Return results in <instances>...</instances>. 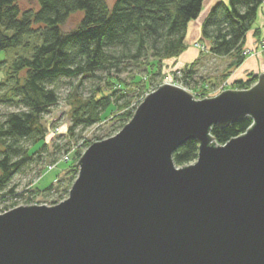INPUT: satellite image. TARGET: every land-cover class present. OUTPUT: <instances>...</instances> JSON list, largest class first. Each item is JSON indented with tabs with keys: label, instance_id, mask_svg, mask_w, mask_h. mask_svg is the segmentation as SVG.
I'll use <instances>...</instances> for the list:
<instances>
[{
	"label": "water",
	"instance_id": "95a60500",
	"mask_svg": "<svg viewBox=\"0 0 264 264\" xmlns=\"http://www.w3.org/2000/svg\"><path fill=\"white\" fill-rule=\"evenodd\" d=\"M246 117V134L209 143ZM193 139L197 160L176 167ZM76 165L64 201L0 214V264H264V74L201 101L164 84Z\"/></svg>",
	"mask_w": 264,
	"mask_h": 264
},
{
	"label": "trees",
	"instance_id": "16d2710c",
	"mask_svg": "<svg viewBox=\"0 0 264 264\" xmlns=\"http://www.w3.org/2000/svg\"><path fill=\"white\" fill-rule=\"evenodd\" d=\"M21 1L0 0V53L21 50L0 80V214L8 210L7 204L15 201L11 204L14 206L22 194L29 193L25 189L20 195V182L14 181L27 167L66 162L67 174H76L75 155L80 159L83 154L70 150V140H83L82 134L99 125L111 108L122 113L106 130L105 139L131 120L140 100L133 103L132 96L122 92V86L119 90L110 88L105 94L98 84H121L110 80L115 78L112 74L119 76L130 65L143 63L149 73L147 89L155 90L152 80L160 76L165 61L178 58L186 49L188 25L198 19L204 3L114 0L109 7L107 0H36V8L23 9ZM262 4L264 0L221 1L210 8L202 22L201 36L209 42L210 53L221 58L233 56L229 70L245 60L242 52L246 34ZM78 12L83 13L78 25L63 32L61 26ZM3 65L0 62V72ZM194 68L192 63L172 68L171 73L178 69L191 81ZM256 81L257 76H252L236 80L231 86L246 90ZM61 100L71 110L68 143L55 145L50 154L47 130L41 120ZM252 124V119L246 117L224 126L213 125L209 132L222 145L242 135ZM198 151L199 143L189 140L173 152L172 162L178 168L188 166L197 159ZM62 186L67 189L70 184L63 179L56 186L50 184L43 193L48 198Z\"/></svg>",
	"mask_w": 264,
	"mask_h": 264
},
{
	"label": "rangeland",
	"instance_id": "374dc122",
	"mask_svg": "<svg viewBox=\"0 0 264 264\" xmlns=\"http://www.w3.org/2000/svg\"><path fill=\"white\" fill-rule=\"evenodd\" d=\"M107 3L109 7H112L114 0H107ZM20 6L23 9L36 8L37 7L36 0H22L20 2ZM209 10H210L209 3L204 2L202 5L201 12L205 13ZM261 10H263L264 12V7H262ZM82 17H83V13L81 12L73 14L69 18V20L63 26H61L62 31L69 32L70 30L75 28L78 25L79 21L82 19ZM197 20L199 21V19ZM198 21L196 23H198ZM260 21H261L260 17H257L254 22V25H260ZM194 22L195 21H193L190 25L189 40H191L192 42L193 41L201 42V40L198 41L199 39H196L195 37L196 30H195V27L192 26ZM252 28L247 33L249 34V37L252 39V42H253L252 44L255 46V44L258 43V40H257L258 37H262L259 40V44L261 41L264 40V27H263V35L261 32V28L256 29V31L259 32L258 35H255V33H253ZM188 46L189 45L186 44L187 48L185 49L184 53H186L187 49H189ZM256 49L257 48H255V50ZM258 52L259 53L257 54L251 53L250 56L244 55V57L247 58V59L245 58L246 60H252L253 63H255L256 69L251 70L253 69L251 68L245 71L244 70L245 67H244L242 68V71H241V73L242 72L244 73V75L242 76L243 80H245L246 78H250L252 76H257V81L250 88L246 90H238V91L250 90L252 87H254L258 83L259 75L264 74V71H263L264 69L263 68L264 67V49ZM19 53H21V50L19 49H12V50L0 53V62L4 63L3 68L0 72V80L6 77L11 61L13 60L15 55ZM248 58H252V59H248ZM232 61H233V56L231 59H229L225 57L224 58L211 57L209 55H206V53H203L201 57H198L196 61H194V67L196 68V71H194V74L198 75L197 77L200 78L199 85H201L204 81L211 79L213 80V83L210 85L209 89H212V88L218 89L221 87L220 85H222L223 82H224V85H226L227 87L229 84L226 81L231 76V74L234 72L231 69L229 70V67ZM262 61H263V64H261ZM177 63L178 62L174 63L173 66H175ZM173 66L167 65V63L164 62L163 69L161 68L162 70H161L160 76H156V78L152 80L153 87L156 85L162 84V83H166L169 80H171L170 74L172 71L171 67ZM237 70H239V68H237ZM148 74L149 73H147V68L145 67L143 63L141 65L139 64L135 66L130 65L125 73L120 74L119 76L112 74L113 76H115L116 79L113 77L110 80L113 83L120 81L122 85L117 83L115 85H111L110 87H108L107 85H104L105 84V81H104V82L99 83L98 86L104 88L105 94L109 93L110 88L119 90L120 87L122 86L123 87L122 92L129 94L130 97L132 96L133 103H136L137 100H140V102L141 101L143 102L145 98L144 96L151 91L150 90L151 87L147 89L149 85H147L145 82L147 78L145 76H147ZM232 83L233 82H231L230 85ZM191 85L192 83L189 86ZM231 87H227V90L233 91V88ZM223 90L225 91V88ZM223 90H221V92ZM215 92L214 91L210 92L211 95L209 97H214L219 94L218 93L214 95ZM70 112H71L70 107L63 100H61L58 106L52 108L51 112L45 115L43 119L41 120V124L47 130L46 143H48L50 154L51 152L55 150V145H63V144L68 143L66 135H67L68 127L70 126V123H71ZM120 113H122V111L117 113L115 108H111L110 110H108L103 115L104 119L99 125L87 130L86 132L82 134L83 140L77 141V142H73L72 140H70V147H71L70 150L73 152H77V153L79 152L82 155L89 148V146H91V145L87 146L88 144H91L93 142H99L98 140H104L107 135L105 133L106 130L109 131L111 129V126L114 124V121L116 120L117 116ZM86 143L88 144L86 145ZM73 156H74V153H73ZM79 160L80 159L75 155V169H77V172L76 174H74V172L73 173L69 172L70 173L69 175L67 174L69 171V169L67 168L69 166V163H66V162H60L58 163L57 166L46 164L44 166L31 165V167H27L23 173L16 175L14 181L20 182V187L17 191L19 192L20 195L21 193L25 191V189H27L29 193H27L26 195L22 194L23 196L20 199L16 200V204L14 206H11V204H13L15 201L7 204L9 207L8 209H11L13 207L17 208L20 206L25 207V206H33V205H38V206L44 205L47 207H51L67 199L69 195V191L78 176L77 173L79 172V165H76V164L79 162ZM38 172L40 175H38ZM74 176H75V180L72 179L74 178ZM63 179L65 182H67V185L70 184V186L67 189H65L62 186L57 193L47 198L44 195L43 191L50 184L56 186L58 182ZM30 181H32V184L28 187L27 184Z\"/></svg>",
	"mask_w": 264,
	"mask_h": 264
},
{
	"label": "bare ground",
	"instance_id": "6f19581e",
	"mask_svg": "<svg viewBox=\"0 0 264 264\" xmlns=\"http://www.w3.org/2000/svg\"><path fill=\"white\" fill-rule=\"evenodd\" d=\"M222 0H204L203 2H208L209 3V6H210V8H212V6H214L216 3H218V2H221ZM222 3H227V1L226 2H223L222 1ZM262 7H264V4H262L261 5V7L259 8V10H258V12H257V15H256V18L257 17H260V16H262V14H264L263 13V10H261V8ZM208 13H209V11L208 12H206V13H200V15L202 16V17H204L203 19H202V22L205 20V18H207V16H208ZM200 15H199V17H200ZM198 20L196 19L195 20V22L193 23V25L192 26H194V24L196 25ZM193 22V21H192ZM192 22H190V24L192 23ZM199 22V21H198ZM200 34H201V32H200ZM187 39H185V43L186 44H188L189 46V49H193V50H197L198 52H199V57H201V55H203V53H206V55H209V56H211V57H215L214 55H212L211 53H210V51H209V42L208 41H206V40H203V38H202V36H200V39L198 40V41H200L201 40V42H195V41H193V42H187L186 41ZM187 48V47H186ZM259 49V48H258ZM263 49H259L258 51H262ZM258 51H256V54L257 53H259ZM233 69H236V67H233L231 70H233ZM194 71H196V69L194 68L193 69ZM198 75H196V74H194V75H191V81H190V79H186V77L187 76H185L180 70H175L173 73H171L170 74V79L171 80H169L168 82H166V83H162V84H159V85H156V86H154V87H156L155 88V90H151L148 94H150V93H152V92H154V91H156V89H158L160 86H162V85H164V84H168V85H172V86H175V87H177V88H180V89H182L183 91H185V92H187L189 95H191L192 96V98H193V100L194 101H201V100H203V99H209V98H213V97H209L211 94H210V92H215V90L217 89V88H212V89H209V87H210V85L213 83V80H207V81H204L201 85H199V80H200V78L199 77H197ZM146 77V76H145ZM211 82V83H210ZM227 82V81H226ZM192 83V85L191 86H189L190 84ZM197 85H199V86H197ZM214 85H215V83H214ZM194 86V87H193ZM221 87L220 88H218L217 90H216V92H215V94L214 95H216V94H220V93H222L224 90V88H225V91L227 90V87H231V85H230V83H229V85L226 87V85H224V82H223V84L222 85H220ZM213 87H215V86H213ZM231 88H233V87H231ZM221 90H223L222 92H221ZM233 91H238V89H235V88H233ZM148 94H146L144 97H146ZM218 94V95H219ZM218 95H216V96H218ZM216 96H214V97H216ZM145 99V98H144ZM144 101V100H143ZM142 102H139V105L141 104ZM138 105V106H139ZM138 106L136 107V109L138 108ZM136 111V110H135ZM250 127H252V125L250 126ZM249 127V128H250ZM248 128V129H249ZM247 129V130H248ZM247 130H246V132H244L243 134H246L247 133ZM242 134V135H243ZM208 135L211 137V138H213L212 136H211V134H210V132H208ZM198 142V141H197ZM212 142H214L215 144L213 145V147H217V146H224L225 144H222V145H220V144H218L217 143V141L216 140H214V139H211V140H209V143H212ZM199 143V142H198ZM197 160V159H196ZM195 160V161H196ZM194 161V162H195ZM193 162V163H194ZM193 163H191V164H193ZM191 164H189V165H191Z\"/></svg>",
	"mask_w": 264,
	"mask_h": 264
},
{
	"label": "crops",
	"instance_id": "0c3cea01",
	"mask_svg": "<svg viewBox=\"0 0 264 264\" xmlns=\"http://www.w3.org/2000/svg\"><path fill=\"white\" fill-rule=\"evenodd\" d=\"M223 2H226V1H228V0H222ZM208 12V11H207ZM206 13V12H205ZM264 13V12H263ZM204 17H202V16H200V17H198V19H199V22L195 25V26H193V27H195V37H196V39H200V36H201V34H200V32H201V25H202V19H203ZM260 19H261V21H260V25H253V33L256 31V29L257 28H261V32H262V35H263V27H264V14H262V16H260ZM190 23H189V25H188V32H187V37H186V39H187V41L188 42H192L191 40H189V35H190ZM262 37H258L257 38V40H258V43H256L255 44V46L252 44L253 42H252V39L249 37V34L247 33V35H246V42L244 43V46H243V50H247V49H249V50H252V49H255V48H257L258 47V44H259V40L261 39ZM188 45V44H187ZM189 49H187V51H186V53H184V51H183V53L178 57V58H176V59H171V60H167V61H165V63H167V65H171V66H173V64L174 63H176V62H178L175 66H173V67H171V68H178V69H181V68H183L184 66H186V65H190V64H192V63H194V61H196V59L199 57V52L197 51V50H193V49H190L189 51H188ZM229 59H231L232 57H228ZM247 59V58H246ZM245 59V60H246ZM248 59H252V58H248ZM263 59V58H262ZM261 64H263V61L261 62ZM245 67V71H247V70H249V69H251V68H253V69H251V70H254V69H256V67H255V63H253V61L252 60H246V61H243V63L240 65V66H238L237 68H239V70H237V68L236 69H233V73L231 74V76L227 79V83L229 84V83H231V82H234V81H236V80H243V78H242V76L244 75V73L242 72L241 73V71H242V68H244ZM264 68V67H263ZM196 69V68H195ZM237 70V71H236ZM263 71H264V69H263ZM211 80V79H210Z\"/></svg>",
	"mask_w": 264,
	"mask_h": 264
},
{
	"label": "built area",
	"instance_id": "2783aa9c",
	"mask_svg": "<svg viewBox=\"0 0 264 264\" xmlns=\"http://www.w3.org/2000/svg\"><path fill=\"white\" fill-rule=\"evenodd\" d=\"M260 45V46H259ZM258 45V47H257V49L256 50H258V48H260V49H264V40L263 41H261L260 42V44ZM255 49L254 50H244L243 51V55H249L250 56V54L251 53H256L255 51H256ZM142 102V101H141ZM68 159V157H66V158H64V160L66 161ZM12 209V208H11ZM11 209H8V210H5V212H7V211H9V210H11ZM4 212V213H5Z\"/></svg>",
	"mask_w": 264,
	"mask_h": 264
}]
</instances>
